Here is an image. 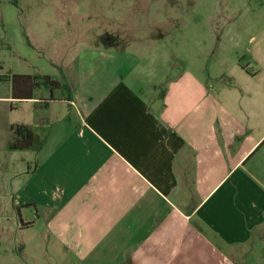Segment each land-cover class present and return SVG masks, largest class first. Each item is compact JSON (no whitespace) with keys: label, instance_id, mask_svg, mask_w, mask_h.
<instances>
[{"label":"crops","instance_id":"0c3cea01","mask_svg":"<svg viewBox=\"0 0 264 264\" xmlns=\"http://www.w3.org/2000/svg\"><path fill=\"white\" fill-rule=\"evenodd\" d=\"M238 19L207 40L118 25L62 63L56 35L44 74L19 59L10 74L61 87L0 96L18 113L0 125V264H264V22ZM16 126L41 148L14 150Z\"/></svg>","mask_w":264,"mask_h":264},{"label":"rangeland","instance_id":"374dc122","mask_svg":"<svg viewBox=\"0 0 264 264\" xmlns=\"http://www.w3.org/2000/svg\"><path fill=\"white\" fill-rule=\"evenodd\" d=\"M122 8L125 14H114ZM116 15L122 20L108 21ZM228 17L239 18L240 23L264 22V0H0V96L9 95L7 77L19 59L28 61L23 65L31 61L44 74V40L53 36L64 38V53L58 59L62 63L69 60L80 41L94 44L107 29L114 31L120 25L128 38H149L160 31L181 38L188 29L195 39L202 27L207 40L212 25L222 24ZM15 49L21 57H14ZM44 91L42 86L37 92L44 96ZM8 114L14 119L18 113ZM8 114L0 109V125Z\"/></svg>","mask_w":264,"mask_h":264},{"label":"trees","instance_id":"16d2710c","mask_svg":"<svg viewBox=\"0 0 264 264\" xmlns=\"http://www.w3.org/2000/svg\"><path fill=\"white\" fill-rule=\"evenodd\" d=\"M2 78L0 77V80ZM7 81L12 83V95L14 98L18 99H28L31 98L32 92L41 87V85H46L51 89L60 88L61 84L53 80L49 76H31V75H18L9 74ZM15 140L13 143L14 150H27V149H39L42 146L41 140L38 135L32 132L27 127L16 126L12 127Z\"/></svg>","mask_w":264,"mask_h":264}]
</instances>
